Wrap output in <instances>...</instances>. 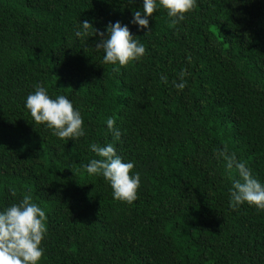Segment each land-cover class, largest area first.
<instances>
[{"label":"trees","instance_id":"obj_1","mask_svg":"<svg viewBox=\"0 0 264 264\" xmlns=\"http://www.w3.org/2000/svg\"><path fill=\"white\" fill-rule=\"evenodd\" d=\"M139 6L0 0V206L27 194L45 211L40 264H264V210L229 206L239 177L219 155L226 146L264 183V0H195L175 24L158 7L147 33L128 24ZM116 20L145 53L113 71L94 28ZM37 82L80 109L84 136L32 120L23 100ZM92 142L134 162L131 204L82 167L98 158Z\"/></svg>","mask_w":264,"mask_h":264},{"label":"clouds","instance_id":"obj_2","mask_svg":"<svg viewBox=\"0 0 264 264\" xmlns=\"http://www.w3.org/2000/svg\"><path fill=\"white\" fill-rule=\"evenodd\" d=\"M131 3L132 0H129ZM195 0H140V6L132 11V18L128 24H134L137 29L150 31L149 16L157 8L166 10V15L177 23L184 18V13L193 8ZM128 24L119 20L110 21L104 31L94 28L98 39L96 49H102V64H112L113 71L116 65L125 66L131 61L139 60L145 53V46L139 42L129 30ZM89 22L79 21L74 29L76 37L87 36ZM185 72L180 69L179 83L172 81L173 87H184ZM161 81L167 83V77L161 75ZM23 106L28 110L32 120L42 123L50 129L52 134L60 139L71 138L74 141L85 135L82 126L84 121L80 109L73 106V102L64 94L53 93L40 82L33 85L23 100ZM115 120L108 116L104 125L114 140H119L120 130L114 127ZM90 151L98 158H91L82 167L88 175L102 176L111 189V196L131 204L137 198V188L140 185L138 172H131L134 162L123 160L112 143L88 145ZM219 155L225 161V167L235 168L239 179L232 180L229 188V206L237 207L241 203L255 206L264 210V183H261L248 169L243 161H237L234 154L227 151L226 146L219 150ZM9 191L15 195L14 189ZM45 211L33 202L30 195L24 194L18 201L6 206H0V264H40L44 249L41 241L46 234Z\"/></svg>","mask_w":264,"mask_h":264}]
</instances>
